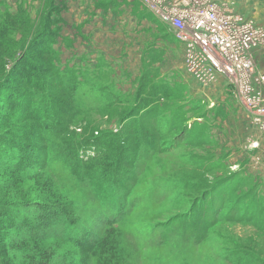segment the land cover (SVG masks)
<instances>
[{"label": "rangeland", "instance_id": "374dc122", "mask_svg": "<svg viewBox=\"0 0 264 264\" xmlns=\"http://www.w3.org/2000/svg\"><path fill=\"white\" fill-rule=\"evenodd\" d=\"M57 1L66 4L61 15L65 17H62L64 24L61 25V36L55 44L61 53V63L77 65L74 61L82 56L89 68L93 69L99 59H103L111 70L109 77L122 92L128 93L125 95L127 99L133 95L145 65H149L158 73V77L170 83H173L169 78L175 76L171 74L174 71L179 72L174 77L176 80L183 81L181 83L184 85L192 83V79L183 71L184 59L180 63L163 62L160 66L145 61L137 67L130 65L140 53L147 59L155 57L146 55L142 41H136L135 45L112 41L113 47L107 50L105 47L102 50L101 44L97 47L95 38L85 41L76 26L85 15L80 9H91L90 1H87V5H79L77 0ZM220 3L226 4V1L220 0ZM260 3L264 9V0ZM239 7L245 10L244 4ZM46 10L47 0H0V25L4 26L2 22L9 16L17 19L24 14L32 24L38 26ZM86 13L89 15L90 11ZM119 21L118 28L123 25V19ZM26 31L31 34L35 32L30 29ZM19 32H12L8 37L18 43L16 41L22 38ZM64 42L70 44V51L62 48ZM76 49L78 52H75ZM104 51L106 54L101 53ZM180 54L181 51L177 53L178 61ZM159 67H162V72ZM79 80L82 81V78L79 77ZM80 94L92 96L88 87ZM191 96L186 86V96L176 102L184 105L188 100L193 101ZM214 99H207V102L200 99L199 102L207 109L208 103ZM84 104L90 106L88 102ZM126 104L98 112L92 110L97 106L96 103L91 110L88 108L85 113L74 116L71 122L74 125L69 130L75 133L66 132L61 139L56 136L57 132H47L45 124L43 133L48 138L45 146H42L44 159L41 164L22 165V162L15 160L17 167L0 157V206L8 202L16 204L12 206L11 216L17 226L4 233L7 237L3 242L7 251L6 258L3 256L6 262L95 264V253L84 246L96 245L106 235L118 252L119 264H239L231 255L235 250L229 242L260 253L264 261V234L252 224L243 225L230 217L212 226L204 239L196 240L182 232H164V225L172 216L188 212L189 204L176 180L184 177L181 164L187 163L186 157L203 153L204 146L189 149V145L183 143L173 152L139 156L134 162L136 180L129 190L120 185L117 188L105 178L94 137H100L102 131L120 132L118 115L124 107L131 105ZM165 106L168 108L170 103L165 102ZM226 115L218 116L224 118ZM229 116L234 119V123H226L220 129H217L216 124L211 127L210 131L214 133L212 137H217L219 144L207 147V150L214 155L226 153L228 171L245 170L248 175H257L259 178L256 179L263 188L264 133L256 128L239 103ZM195 120L201 122L199 118L191 117L189 125ZM88 123L92 126L90 129H87ZM67 148L74 149L76 162L72 157V163L69 164L68 159L64 158L62 151L65 152ZM9 153L15 154L16 151L11 150ZM11 154V157L16 158ZM219 171L215 174H220ZM126 177H130V173L127 172ZM131 184L130 180L125 185L128 187ZM225 235L229 240L225 239ZM77 241L83 242V249H79L75 243ZM0 252L2 254L1 249Z\"/></svg>", "mask_w": 264, "mask_h": 264}, {"label": "trees", "instance_id": "16d2710c", "mask_svg": "<svg viewBox=\"0 0 264 264\" xmlns=\"http://www.w3.org/2000/svg\"><path fill=\"white\" fill-rule=\"evenodd\" d=\"M122 1L97 0L95 5L117 12ZM63 10L65 3L47 0V10L38 26L24 14L17 19L9 16L2 22L4 26L0 25V157L17 167L15 160L22 165L41 164L44 159L42 146L48 138L43 133L45 124L47 132H57L56 136L61 139L66 132L75 133L69 130L74 125L71 123L74 116L85 113L88 108L91 110L96 103L92 110L98 112L131 104L118 115L122 133L102 131L100 137H94L103 175L112 185L127 190L132 188L136 180L134 162L143 154L173 152L183 143L189 145V149L204 146L203 153L186 157L187 163L181 164L184 177L176 180L189 204L188 212L172 216L164 225V232H182L196 240L204 239L212 226L230 217L243 225L250 223L264 234V187L245 170L228 171L226 153L214 155L207 150V147L219 144L210 131L217 116L213 113L215 110L209 116L205 105L199 101L188 100L184 105H178L176 101L186 96L187 85L158 77L149 65H145L129 99L125 96L128 93L116 89L109 77V65L103 59H99L93 69L87 64L82 67L62 65L55 44L64 24ZM27 29L35 32L31 34ZM15 31L22 35L16 41L18 43L8 37ZM63 44L70 47L68 42ZM87 87L92 96L80 94ZM165 102L170 103L168 108L163 107ZM191 117L200 118L201 122L195 120L189 125ZM91 127L88 123L87 129ZM39 144L42 145L38 147ZM11 150L16 153H9ZM73 151L71 148L62 151L69 164L72 157L74 162L77 159ZM218 169L220 174H215ZM127 172L130 177H126ZM130 180L132 184L127 187L125 184ZM12 206L16 204L8 202L0 206V264H8L4 259L7 256L4 233L17 226L11 216ZM225 239L229 240L228 236L225 235ZM75 243L83 249V242ZM229 244L235 250L231 255L239 264L264 262L260 253L245 250L235 242ZM84 247L95 253V264H119L118 252L107 235L96 245Z\"/></svg>", "mask_w": 264, "mask_h": 264}, {"label": "built area", "instance_id": "2783aa9c", "mask_svg": "<svg viewBox=\"0 0 264 264\" xmlns=\"http://www.w3.org/2000/svg\"><path fill=\"white\" fill-rule=\"evenodd\" d=\"M169 27L183 50L184 73L204 87L225 80L234 97L264 133V74L255 52L264 26L220 0H137Z\"/></svg>", "mask_w": 264, "mask_h": 264}, {"label": "crops", "instance_id": "0c3cea01", "mask_svg": "<svg viewBox=\"0 0 264 264\" xmlns=\"http://www.w3.org/2000/svg\"><path fill=\"white\" fill-rule=\"evenodd\" d=\"M77 1L79 2V5H82L83 3L87 5L88 0ZM89 1L91 9H80V12H84L85 15L82 16L79 25L77 24L76 26V30L79 31L80 35H83L85 41L86 39L95 38L98 41L97 47L101 44L102 50L104 47L105 50L111 49L113 47L112 41L123 44L127 42L128 44L134 45L136 41H142L141 45L144 46L143 50L147 52L146 55H154L155 57L153 59H147L142 57L140 53L139 56L134 58L135 61H132L130 64L134 67L139 66L140 62L143 61L160 66L163 62L172 61L171 63H180L182 59H184L183 50L178 41L173 37L169 27L166 24L159 22L156 18L157 21H154L155 19L153 16L148 13V10L137 0H123L120 3L117 12L109 9L103 10L100 7L96 8L94 0ZM226 1L233 2L230 5L232 10L238 11L244 16L249 17L258 24L264 26V9H262L263 7L261 8L262 3H260L262 0ZM241 4H244L245 10L239 7ZM87 11H90L89 15H87ZM110 18H112V21ZM120 19H123V25L118 28V24L121 22L119 21ZM108 22L110 26L108 25ZM69 48H71V46ZM77 50L78 49H76L75 52H78ZM179 51H181L182 54L179 55L180 57L178 61L177 53ZM101 53L106 54V51ZM255 61L258 74H264V46L261 49L256 50ZM159 69L162 72V67H159ZM178 73L179 72L174 71L171 74L178 76ZM185 85L189 88V93L192 95L190 99L193 101H199L201 99L200 101L205 100L207 102V99L215 98L214 101L208 103L209 108L207 107L209 116L212 115V110H215L213 113H217L216 120L212 123V126L216 124L218 126L217 129H220L224 127L226 123L230 124L235 122L229 115L234 112V109L236 110V105H238L239 102L237 103L238 100L234 97L232 89L227 85L225 80L221 81L215 87H204L194 79H192L191 84L185 83ZM225 113L227 115L224 118L218 116H223ZM215 132L218 133V131ZM219 132L221 133V131ZM212 134L214 133L212 132ZM217 141L219 142V139ZM254 177L259 178L257 175Z\"/></svg>", "mask_w": 264, "mask_h": 264}]
</instances>
